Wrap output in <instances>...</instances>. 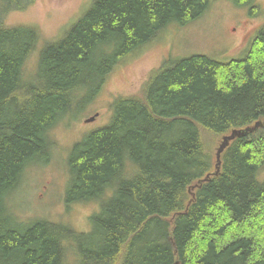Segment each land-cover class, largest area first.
Instances as JSON below:
<instances>
[{"label":"trees","instance_id":"16d2710c","mask_svg":"<svg viewBox=\"0 0 264 264\" xmlns=\"http://www.w3.org/2000/svg\"><path fill=\"white\" fill-rule=\"evenodd\" d=\"M34 1L0 0V264H264V180L256 177L264 168V24L241 58L169 54L138 93L114 98L106 126L74 145L65 208L97 202L91 228L16 222L7 200L46 156L47 132L82 84H105L168 26L209 7L93 0L61 39L43 45L26 75L39 29L6 25L3 16ZM234 1L258 14L256 0ZM257 120L263 126L229 141L212 175L221 138Z\"/></svg>","mask_w":264,"mask_h":264},{"label":"rangeland","instance_id":"374dc122","mask_svg":"<svg viewBox=\"0 0 264 264\" xmlns=\"http://www.w3.org/2000/svg\"><path fill=\"white\" fill-rule=\"evenodd\" d=\"M92 3L93 0H35L23 10L5 13L3 21L6 25H36L39 29L35 49L24 66L26 75L37 69L43 45L61 39ZM255 5L259 10L257 15L249 12V4L209 0V7L201 17L184 26H168L166 29L169 30L162 31V40H155L142 48L128 64L112 70L105 84L97 86L96 81L84 82L75 103L47 132L51 146L47 148L46 156L36 159L26 169L18 188L7 200L16 222L28 225L42 219L67 224L76 231L91 228V217L99 207L97 202H76L65 208L64 196L70 184L67 159L74 145L91 131L106 126L113 115L114 98L138 93L148 73L169 54L172 59L206 54L219 61L243 57L247 48V44L241 45L243 40L255 27L264 24V0H256ZM91 116L94 118L87 120ZM263 172L264 168L256 174L259 181L264 180Z\"/></svg>","mask_w":264,"mask_h":264},{"label":"water","instance_id":"95a60500","mask_svg":"<svg viewBox=\"0 0 264 264\" xmlns=\"http://www.w3.org/2000/svg\"><path fill=\"white\" fill-rule=\"evenodd\" d=\"M92 119H93V117L90 118V119H87V120H92ZM259 126H261V122L257 121L252 126H248V127L242 128V129H232L230 134L224 135L222 137V141L218 145L217 151H216V164H215V167H216L217 171H215V174L218 172V169H219L220 154L223 151V149L229 144V141H231L232 139H234L237 136L246 135L248 132H253L256 129H258ZM203 180H206V177ZM200 181H202V180H200Z\"/></svg>","mask_w":264,"mask_h":264}]
</instances>
